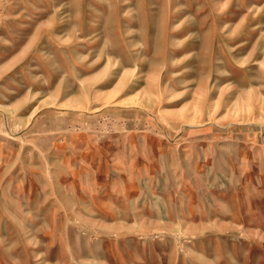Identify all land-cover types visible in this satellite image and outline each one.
I'll list each match as a JSON object with an SVG mask.
<instances>
[{
	"label": "rangeland",
	"instance_id": "obj_1",
	"mask_svg": "<svg viewBox=\"0 0 264 264\" xmlns=\"http://www.w3.org/2000/svg\"><path fill=\"white\" fill-rule=\"evenodd\" d=\"M0 264H264V0H0Z\"/></svg>",
	"mask_w": 264,
	"mask_h": 264
},
{
	"label": "bare ground",
	"instance_id": "obj_2",
	"mask_svg": "<svg viewBox=\"0 0 264 264\" xmlns=\"http://www.w3.org/2000/svg\"><path fill=\"white\" fill-rule=\"evenodd\" d=\"M100 94V93H99ZM107 97V96H106Z\"/></svg>",
	"mask_w": 264,
	"mask_h": 264
}]
</instances>
